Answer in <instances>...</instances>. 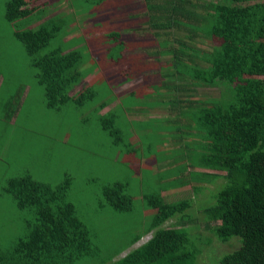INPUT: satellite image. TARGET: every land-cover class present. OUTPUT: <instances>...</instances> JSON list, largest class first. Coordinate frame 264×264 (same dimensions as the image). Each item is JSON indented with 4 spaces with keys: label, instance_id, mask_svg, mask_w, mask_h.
<instances>
[{
    "label": "rangeland",
    "instance_id": "obj_1",
    "mask_svg": "<svg viewBox=\"0 0 264 264\" xmlns=\"http://www.w3.org/2000/svg\"><path fill=\"white\" fill-rule=\"evenodd\" d=\"M6 1L0 0V257H9L17 241L26 238L36 218L35 207L19 208L3 190L9 178L23 175L54 189L66 180L60 203L73 207L88 232L92 249L90 256L76 264H109L112 260L105 262L108 258L119 260L146 244L155 232L152 224L159 211V204L148 200L157 198L165 205L188 201V207H182L159 227L181 228L189 239H195L201 248L198 264H218L222 255L236 250L240 245L237 238L223 243L204 228L203 210L215 204L216 194L226 184L222 178L213 180L208 174L214 172L200 166L202 135L189 118L190 110L184 113L171 101L165 103L170 114L151 115L158 105L153 99L161 98L152 96V86L175 87L180 76L191 79L192 69L196 68L192 61H186L185 54L175 57L172 50L185 45V53L200 56L201 51L218 45L213 41L211 46L212 36L194 34L199 25L190 22L178 25L184 27L167 25L162 31L150 27L151 22L165 24L169 13L156 11L162 7V0H32L29 7L45 12L35 21L30 19L32 15L8 21ZM192 1L204 13L202 7L217 0ZM185 7L192 9L187 4ZM169 9L176 10V5ZM85 14L89 16L84 19ZM48 19L51 23L65 20L64 40L69 33L74 38L62 44V32L43 53L80 44L84 36L85 42L76 50L82 58L72 72L90 73L85 85H80L85 78L75 85L65 104L52 108L47 106L43 87L38 84L31 56L15 36L29 28V23L33 28ZM88 19L87 27L83 26L86 22L78 26L79 20ZM115 34L129 50L123 58L114 42ZM172 34H184L194 41L171 43ZM165 57L169 61L163 63ZM124 65L131 66L122 68ZM128 72L137 79L135 82H143L142 76L146 78L139 85L149 86L146 91L137 88L131 95L117 94L113 77ZM196 84L192 86L200 94L192 101L195 106L201 101L202 107L206 106L227 92L220 83L212 88ZM25 86L30 89L24 98ZM87 89L92 97H82V103L77 104L75 99ZM115 99V105L119 100L120 106H106ZM118 184L130 198L127 210L109 207L104 194L103 188Z\"/></svg>",
    "mask_w": 264,
    "mask_h": 264
},
{
    "label": "trees",
    "instance_id": "obj_2",
    "mask_svg": "<svg viewBox=\"0 0 264 264\" xmlns=\"http://www.w3.org/2000/svg\"><path fill=\"white\" fill-rule=\"evenodd\" d=\"M29 2L32 0H7L6 19L14 21L30 15L33 19L43 14L42 9H27ZM174 3L176 10L169 11L165 24L154 23V29H165L167 25L184 27L178 25L190 22L200 26L194 34L212 36L209 43H218L216 47L211 44L210 51H201L200 56L185 53V45L172 50L173 55L185 54L186 61L196 65L191 79L182 75L186 84L199 82L202 88H212L220 83L227 90L221 99L206 106L202 107L201 101L187 108L189 118L202 135L200 166L214 172L208 174L213 180L222 178L226 184L216 194L215 204L203 210L204 228L220 242L239 240V247L222 255L218 264H264V3L217 0L202 7L204 13L192 0ZM186 4L192 9L185 7ZM37 11L42 12L36 15ZM62 22L51 23L48 19L15 35L24 43L32 65L37 68L36 79L51 108L65 104L69 91L84 75L72 72L80 60L77 53H63L60 48L43 53L64 32ZM92 95L87 89L75 102L81 104L82 97ZM66 186V180L54 189L29 176L8 179L3 190L19 208L35 207L37 214L26 238L17 241L8 258L0 257V264H76L92 254L88 232L75 216L73 207L60 203ZM103 191L109 207L129 208L130 198L123 194L122 185L106 187ZM148 201L159 204L151 239L119 260L108 258L105 262L198 264L201 248L195 239H189L181 228L159 227L182 207H188V201L176 205L160 204L159 198Z\"/></svg>",
    "mask_w": 264,
    "mask_h": 264
},
{
    "label": "crops",
    "instance_id": "obj_3",
    "mask_svg": "<svg viewBox=\"0 0 264 264\" xmlns=\"http://www.w3.org/2000/svg\"><path fill=\"white\" fill-rule=\"evenodd\" d=\"M146 2H147V0H145ZM170 2H173V3H170ZM162 7L160 8V9H156V11L157 12H168V13H170L169 11H170V9L169 8H172V7H174V5H175V3H174V0H162ZM171 4H173V5H171ZM148 5V4H147ZM146 6V5H145ZM197 6H199V5H197ZM27 7L29 8V9H33L32 7L33 6H31V7H29L28 5H27ZM165 7V8H164ZM167 7V8H166ZM41 9V8H40ZM168 9V10H167ZM37 10H39V9H37ZM109 10H111L110 9V7H109ZM95 11V10H94ZM45 13V12H44ZM43 13V14H44ZM39 15V16H36V17H33V20L35 21V20H37V19H41V17H43L44 15ZM35 15V14H34ZM36 15H38V13H36ZM86 15L87 16H89V14H85V16H84V19L86 18ZM96 19V18H95ZM106 19V21H108V19L107 18H105ZM91 19H88V21H85V20H79L78 21V26L80 25V24H82V23H85L83 26L84 27H87V22H89ZM96 20H101V18L100 19H96ZM94 21V20H93ZM64 22H65V20H63V24H64ZM155 24H157V25H163L162 23H159V22H157V23H155ZM32 24L30 23V25H29V28L30 29H33V28H36V27H38V25L36 26V27H33V28H31L30 26H31ZM154 26V22H151V24H150V27H153ZM167 29V28H166ZM159 30L160 31H162V27H159ZM65 31V30H64ZM154 32V31H153ZM193 32V31H192ZM65 33L66 32H63V35L60 37V42L62 43V44H64L65 42L68 44L69 42H71V40H73V38H74V36L73 35H71V33H69L70 34V36H67V38L68 39H65L64 40V35H65ZM73 33V32H72ZM78 34V33H77ZM193 35V34H192ZM83 36V35H82ZM164 36V35H163ZM114 37H115V35H114ZM172 37H173V39L174 40H171L170 39V42L171 43H173L174 41L176 42V43H178V42H181V43H186V42H193L194 40H192V39H190L189 37H185L184 36V34H172ZM85 37L83 36V38H82V40L80 41V44L79 43H77V44H75V45H72L70 48H64V47H57V48H60L61 49V51L63 52V53H67V52H74V53H77L78 54V56L79 55H81V53L79 52V51H76L77 49H79L82 45H83V43L85 42ZM96 39H98L97 37H96ZM169 38H166L165 37V40H168ZM121 39L120 38H118V36H116L115 37V39H114V42H116L118 45H119V47H120V53H121V58H123V53L125 52V51H129V50H125L124 49V47L121 45L122 44V42L120 41ZM119 42H121V44L119 43ZM173 53V52H172ZM126 54H128V53H126ZM127 56H131V55H127ZM175 56V55H174ZM175 57H177V56H175ZM82 58V55L80 56V59ZM163 60V59H162ZM165 60H167V61H169V57L167 58V57H165L164 58V60H163V63H165L166 61ZM78 63V62H77ZM130 67L131 65H124L122 68H126V67ZM118 71L119 70H117V73H118ZM131 71V70H130ZM91 72V71H90ZM92 72H95V71H92ZM89 74L90 73H88V74H86V75H82V78H85L83 81L81 80L80 82H82L80 85H85V83H84V81H86V80H88V78H89ZM125 76H121L120 75V73L119 74H116V76L117 77H113V80H114V85L113 86H117V89L119 90V92L117 93L118 95H121V93L123 92V93H126V94H129V95H131V94H133V92L137 89V88H141V90L142 91H146V88H148L149 86H139V85H141V84H144V82L146 81V78L144 77V76H142L141 78H142V80H143V82L142 81H140V83H139V81L138 82H135V81H137V79L136 78H134V76H131V74L128 72L127 74H124ZM121 77H123V78H121ZM106 78V77H105ZM110 78H107V79H105V81H107L108 82V80H109ZM119 79V80H118ZM178 82L179 83H181V84H178V85H176L175 87H172V86H169V87H167V86H152V88L154 89L153 90V92H154V94H152V96H156V95H158V96H160L161 98H158V99H153L154 100V102L156 103V104H158L157 105V107H155L153 110H151L152 111V113H151V115L153 116V115H156L157 117H165V116H167L168 114H170V112L171 111H169V106H166L165 105V103H170L171 101H175L177 104H178V106H176V108H179V110H181L182 112H186V109L187 108H189V107H191V106H194V104L192 105V101L193 100H196L195 99V97H198L199 96V94H200V91H197V89L194 87V86H192V84H190V85H187L186 84V78L184 77V76H180V79H178ZM79 85V86H80ZM75 86H73L72 88H71V90L69 91V93H68V96L70 97L71 96V93H72V91L75 89L74 88ZM29 89H30V87L29 86H25V88L23 89V91H24V98H25V96L27 95V93L29 92ZM168 96H170V97H172L173 99L171 100V99H169L168 98ZM200 101V100H199ZM116 99L114 100V101H112V102H110V103H108V104H106V106H110L112 103L115 105L116 103ZM149 102V101H148ZM147 102V103H148ZM118 104L117 105H115V107H113V108H116V107H118V106H120V102H119V100H118V102H117ZM133 114H135V115H138V114H140V113H137V111L136 112H134V111H131ZM182 115V114H181ZM181 115H178V116H181ZM185 124V123H184ZM183 140V139H182ZM23 176H29V175H23ZM29 177H31V176H29ZM10 179V178H9ZM5 192V191H4Z\"/></svg>",
    "mask_w": 264,
    "mask_h": 264
}]
</instances>
